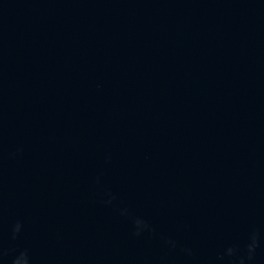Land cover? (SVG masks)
<instances>
[{
    "label": "water",
    "instance_id": "obj_1",
    "mask_svg": "<svg viewBox=\"0 0 264 264\" xmlns=\"http://www.w3.org/2000/svg\"><path fill=\"white\" fill-rule=\"evenodd\" d=\"M0 264H264V0H0Z\"/></svg>",
    "mask_w": 264,
    "mask_h": 264
}]
</instances>
